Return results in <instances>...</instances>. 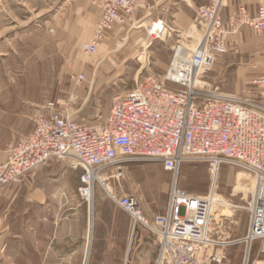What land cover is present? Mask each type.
Listing matches in <instances>:
<instances>
[{
    "label": "built area",
    "instance_id": "built-area-1",
    "mask_svg": "<svg viewBox=\"0 0 264 264\" xmlns=\"http://www.w3.org/2000/svg\"><path fill=\"white\" fill-rule=\"evenodd\" d=\"M148 2L100 0L101 23L86 54L95 55L105 36L125 25L137 8L148 6ZM225 7V0H210L207 6L196 7V19L204 27L196 50L182 48L176 62L179 44L163 78H146L114 98L103 128H89L67 109L51 103L49 110L35 119L33 131L8 147L6 161L0 163V189L23 181L54 161H69L72 170L82 171L77 188L81 201L93 207L96 189L101 186L116 207L130 216L132 235L140 227L157 239L154 264H223L226 247L264 243V69L252 81L259 91L257 98L223 94L203 80L217 57L227 52L228 37L238 28L248 25L264 36V0H260L256 15L239 7L231 26L223 21ZM152 21L146 28L151 39L170 35L166 23ZM74 80L77 85L87 81L84 74ZM195 160L207 161L214 172L232 165L254 175L249 225L242 239L217 240L221 224L214 207L218 200L212 194L191 195L179 186L182 165ZM138 162L161 163L173 175L166 213L147 216L138 198L107 189L109 181L124 178L128 164Z\"/></svg>",
    "mask_w": 264,
    "mask_h": 264
},
{
    "label": "rangeland",
    "instance_id": "rangeland-1",
    "mask_svg": "<svg viewBox=\"0 0 264 264\" xmlns=\"http://www.w3.org/2000/svg\"><path fill=\"white\" fill-rule=\"evenodd\" d=\"M99 1L0 0V152L5 153L6 158L8 147L34 129L35 119L48 111L51 103L59 109H67L74 119L89 128H103L114 98L133 90L146 78H163L173 60L174 49L180 44L194 51L203 38L202 25L196 34L183 33L182 36L168 25L170 35L153 40L146 30L151 22L145 19L132 26L143 32L142 38L128 36L125 41L120 40V51L114 54L102 50L98 55H87V46L93 42L101 23ZM194 1L204 6L210 2ZM225 3L226 9L228 0ZM93 9L97 13L96 20L84 21L83 11ZM237 15L229 19L227 25L231 26ZM248 28L251 27L244 25L229 35L227 52L217 57L203 80L212 82L215 78L223 92L257 98L259 91L254 89L252 81L263 74L264 55H257L261 46L255 45V38L244 35ZM108 35L98 49L106 51ZM239 36L247 37L243 41ZM126 47L133 51L127 50L126 54L121 50ZM79 74L86 76V83L76 84L74 77ZM242 174L250 176V181L240 180ZM172 181L173 175L161 163L138 162L125 167L121 181L111 180L108 184L118 194L138 198L145 214L151 216L166 213ZM178 183L194 196L216 193L220 205L214 214L220 213L221 224L217 240L235 242L246 235L256 186L254 175L232 165H223L214 172L207 161L195 160L182 165ZM9 187L0 189L2 209L8 197L1 192ZM96 196L109 197L101 186L97 187ZM17 208L24 210L22 204ZM4 239L0 233V244L6 242ZM225 254L223 264H244L245 261L264 264V243L230 245L225 248Z\"/></svg>",
    "mask_w": 264,
    "mask_h": 264
},
{
    "label": "crops",
    "instance_id": "crops-1",
    "mask_svg": "<svg viewBox=\"0 0 264 264\" xmlns=\"http://www.w3.org/2000/svg\"><path fill=\"white\" fill-rule=\"evenodd\" d=\"M259 5L260 0H228L223 21L228 24L241 6L256 15ZM198 6L204 4L194 0H149L148 6H139L125 25H118L109 33V46L106 51L99 48L97 55L102 50L116 53L118 42L125 41L128 36L142 38L143 32L132 26L145 19L148 22L161 20L181 36L183 33L196 34L200 23L194 16V9ZM83 13L84 21L96 20L95 9ZM244 35L255 38V45L261 46L257 55L263 57L264 37L251 28L246 29ZM245 37L239 36V39L245 41ZM121 50L127 54V50L132 52L133 48ZM211 81L209 83L223 94L238 96L223 92L215 78ZM5 158V153L0 152V163L5 162ZM81 174V170L71 169L69 161H54L1 192L8 197V203L3 209L0 207V233L6 241L0 244V264L155 263L159 251L157 239L140 227L132 235L130 216L118 211L109 197L95 195L91 208L80 200L77 188ZM18 204H22L24 210L19 208L18 211Z\"/></svg>",
    "mask_w": 264,
    "mask_h": 264
},
{
    "label": "bare ground",
    "instance_id": "bare-ground-1",
    "mask_svg": "<svg viewBox=\"0 0 264 264\" xmlns=\"http://www.w3.org/2000/svg\"><path fill=\"white\" fill-rule=\"evenodd\" d=\"M225 2H226V0H225ZM225 5H226V3H225ZM260 6V5H259ZM259 9V8H258ZM201 25V24H200ZM252 28V27H251ZM253 29V28H252ZM203 31H204V29H203ZM254 31L256 32V34H258L259 36H263L262 34H259L255 29H254ZM204 35V34H203ZM264 37V36H263ZM203 39V38H202ZM202 41V40H201ZM201 41L198 43V45H197V47L199 46V44L201 43ZM196 47V48H197ZM182 48L183 49H185V50H189L187 47H180L179 49H177L178 50V54H177V58H176V62L177 61H179L178 59L180 58L179 56L181 55V53H182ZM196 48H195V50H196ZM194 50V51H195ZM214 66V65H213ZM264 69V68H263ZM240 180H242V181H246V182H248V181H250V176H248V175H244V174H242V175H240ZM103 181V180H102ZM107 189H110V187L109 188H107ZM212 194V196L215 198V196H216V193L215 192H212L211 193ZM216 199V198H215ZM216 200H218V199H216ZM221 201V200H220ZM219 205H220V203L219 202H217V205H215V207H214V210H216L217 209V207H219ZM222 206V205H221ZM220 215V213H218L217 215H216V217H218ZM92 232V231H91ZM91 234V233H90ZM90 241V240H89Z\"/></svg>",
    "mask_w": 264,
    "mask_h": 264
}]
</instances>
